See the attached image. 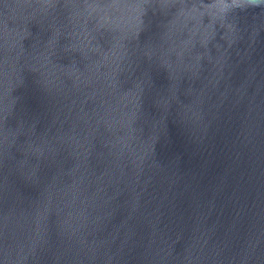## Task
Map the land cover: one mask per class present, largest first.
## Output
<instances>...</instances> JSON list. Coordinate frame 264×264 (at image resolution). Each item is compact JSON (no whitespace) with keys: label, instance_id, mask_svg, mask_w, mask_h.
<instances>
[{"label":"water","instance_id":"95a60500","mask_svg":"<svg viewBox=\"0 0 264 264\" xmlns=\"http://www.w3.org/2000/svg\"><path fill=\"white\" fill-rule=\"evenodd\" d=\"M0 264H264V0H0Z\"/></svg>","mask_w":264,"mask_h":264}]
</instances>
